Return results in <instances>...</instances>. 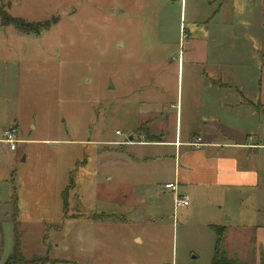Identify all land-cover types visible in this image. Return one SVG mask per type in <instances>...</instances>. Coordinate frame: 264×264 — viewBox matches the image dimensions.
<instances>
[{
    "label": "rangeland",
    "instance_id": "rangeland-1",
    "mask_svg": "<svg viewBox=\"0 0 264 264\" xmlns=\"http://www.w3.org/2000/svg\"><path fill=\"white\" fill-rule=\"evenodd\" d=\"M185 1L0 0V140L12 127L22 141L0 145V264L18 238L27 259L58 264H211L208 211L193 204L175 224L173 149L124 146L149 138L147 120L165 123L157 112L176 105L177 87L185 101L187 69L174 60ZM204 2L187 0L188 13ZM3 17L51 27L25 33ZM241 238L226 235L223 250L255 264Z\"/></svg>",
    "mask_w": 264,
    "mask_h": 264
},
{
    "label": "crops",
    "instance_id": "crops-1",
    "mask_svg": "<svg viewBox=\"0 0 264 264\" xmlns=\"http://www.w3.org/2000/svg\"><path fill=\"white\" fill-rule=\"evenodd\" d=\"M204 1L202 6L193 4L189 13L185 1L184 27L181 16L179 34L187 39L174 60L178 59L180 72L187 69L185 101L177 87L176 105L166 103L157 112L165 123L152 118L143 123L146 135L159 142L141 136L143 141L135 143L131 136L124 146L173 149L163 155L173 170L166 184L177 183L188 197L190 205L183 213L189 215L193 204L206 209L205 226L211 231L213 226L224 227L228 237L241 236L244 250L250 244L254 263L260 264L264 259V0ZM171 109L176 110L175 119L169 117ZM198 138L201 145L192 146ZM159 156L141 157L139 162L151 163ZM134 241L144 242L138 236Z\"/></svg>",
    "mask_w": 264,
    "mask_h": 264
},
{
    "label": "trees",
    "instance_id": "trees-1",
    "mask_svg": "<svg viewBox=\"0 0 264 264\" xmlns=\"http://www.w3.org/2000/svg\"><path fill=\"white\" fill-rule=\"evenodd\" d=\"M1 16V14H0ZM3 20L7 24H12L16 29L25 33H33L39 35L41 31H47L51 26L49 24H44L43 26H39L38 30L36 26L31 24H26L24 21L20 19H12V17H3ZM148 142H159L160 139L149 137L147 138ZM74 187V182L68 185L66 190L62 193L63 207L64 210L68 209V194L69 191ZM212 231L215 233L217 240L215 245L214 257L211 264H240L237 259H229L227 254L223 250V243L226 237V229L224 227L213 226ZM4 264H58V262L54 260H49L48 257L41 256H33L30 259H27L22 250V244L20 238L16 240L13 252L6 259ZM261 264H264V259H262Z\"/></svg>",
    "mask_w": 264,
    "mask_h": 264
},
{
    "label": "built area",
    "instance_id": "built-area-1",
    "mask_svg": "<svg viewBox=\"0 0 264 264\" xmlns=\"http://www.w3.org/2000/svg\"><path fill=\"white\" fill-rule=\"evenodd\" d=\"M201 139L198 138L196 143L192 144L194 147H199L201 145ZM21 140L18 139V133L15 128H10L3 133V139L0 140V145H6L9 147L10 151H16ZM178 144V143H177ZM165 189L173 194V203L175 208V219H177V212L180 210H185L189 207L190 202L186 195L179 191V185L177 183H170L165 185Z\"/></svg>",
    "mask_w": 264,
    "mask_h": 264
}]
</instances>
